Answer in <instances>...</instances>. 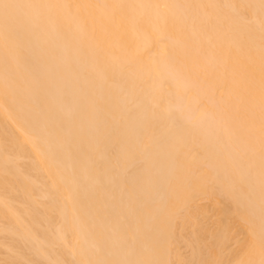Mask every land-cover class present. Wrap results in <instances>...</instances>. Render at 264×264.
Wrapping results in <instances>:
<instances>
[{
    "label": "bare ground",
    "instance_id": "1",
    "mask_svg": "<svg viewBox=\"0 0 264 264\" xmlns=\"http://www.w3.org/2000/svg\"><path fill=\"white\" fill-rule=\"evenodd\" d=\"M0 264H264V0H0Z\"/></svg>",
    "mask_w": 264,
    "mask_h": 264
},
{
    "label": "rangeland",
    "instance_id": "2",
    "mask_svg": "<svg viewBox=\"0 0 264 264\" xmlns=\"http://www.w3.org/2000/svg\"><path fill=\"white\" fill-rule=\"evenodd\" d=\"M167 105H168V109H169V110H168V109H166V110L171 111V109H172L171 106H172V105L166 104V106H167ZM170 108H171V109H170ZM173 108H175V106H173ZM172 110H175V109H172Z\"/></svg>",
    "mask_w": 264,
    "mask_h": 264
}]
</instances>
